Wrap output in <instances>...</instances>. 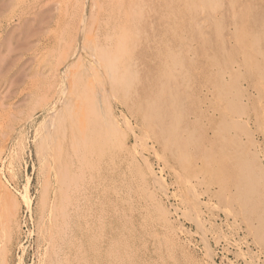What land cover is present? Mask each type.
Returning <instances> with one entry per match:
<instances>
[{
    "label": "rangeland",
    "instance_id": "obj_1",
    "mask_svg": "<svg viewBox=\"0 0 264 264\" xmlns=\"http://www.w3.org/2000/svg\"><path fill=\"white\" fill-rule=\"evenodd\" d=\"M157 1L0 0V264H230L168 167L264 228V0Z\"/></svg>",
    "mask_w": 264,
    "mask_h": 264
},
{
    "label": "bare ground",
    "instance_id": "obj_2",
    "mask_svg": "<svg viewBox=\"0 0 264 264\" xmlns=\"http://www.w3.org/2000/svg\"><path fill=\"white\" fill-rule=\"evenodd\" d=\"M107 1V0H106ZM110 1V0H109ZM159 1V0H158ZM157 1V2H158ZM201 1V0H200ZM210 1V0H209ZM218 1V0H217ZM156 2V3H157ZM170 2V1H169ZM174 2V1H173ZM199 2V1H198ZM219 2V1H218ZM216 4V3H215ZM143 5V4H141ZM171 5V4H170ZM201 5V4H200ZM211 5V4H210ZM214 5V4H213ZM202 6V5H201ZM230 6V5H229ZM158 7V5H157ZM162 7V6H161ZM200 7V6H199ZM203 7V6H202ZM218 6H215V9ZM248 7V6H247ZM164 8V7H163ZM208 8V7H207ZM219 8V7H218ZM255 8V7H254ZM152 9V7H151ZM212 9V8H211ZM229 9V8H228ZM109 10V9H108ZM159 9H157L158 12ZM210 10V9H209ZM214 10V9H213ZM212 10V11H213ZM210 11V12H212ZM245 11V10H244ZM249 11V10H248ZM206 12V11H205ZM215 12V11H214ZM250 12V11H249ZM247 13V12H246ZM212 14V13H211ZM146 15V14H145ZM158 15V14H157ZM240 15V14H239ZM247 15V14H246ZM231 16V15H230ZM233 16V15H232ZM231 16V17H232ZM235 16V15H234ZM233 16V17H234ZM263 16V15H262ZM247 17V16H246ZM123 18V17H122ZM147 18V17H146ZM245 18V17H244ZM161 19V18H159ZM233 19V18H232ZM156 20V19H155ZM160 21V20H158ZM157 21V22H158ZM263 21L264 20H260ZM213 22V20H212ZM150 23V22H149ZM260 23V22H259ZM232 24V23H231ZM157 25V24H156ZM260 25V24H259ZM149 26V25H148ZM100 27V26H99ZM98 28V27H96ZM259 28V27H258ZM250 30V29H249ZM262 30V29H261ZM150 31V30H149ZM157 31V30H156ZM233 31V30H232ZM32 32V31H31ZM250 32V31H249ZM248 32V33H249ZM98 33V32H97ZM257 33V32H256ZM152 34V33H151ZM234 34V33H233ZM262 34V33H259ZM28 35V34H27ZM240 35V34H239ZM254 36V35H252ZM258 37V35H257ZM263 37V35H262ZM233 38V37H232ZM241 38V37H239ZM18 39V38H17ZM102 39V38H101ZM158 39V37H157ZM161 39V38H159ZM25 40V38H24ZM154 40V39H153ZM152 40V41H153ZM156 40V39H155ZM240 40V39H239ZM17 41V40H16ZM158 41V40H156ZM262 41V40H261ZM253 43V42H252ZM108 45V43H106ZM151 44V43H150ZM160 44V43H159ZM237 44V43H236ZM16 45V44H15ZM238 45V44H237ZM20 47V46H18ZM167 48V47H166ZM152 49V48H151ZM155 51V50H154ZM108 52V51H106ZM188 54V53H187ZM94 57V56H93ZM96 58V57H95ZM262 58V57H261ZM99 60V59H98ZM96 62V61H95ZM170 62V61H169ZM236 67V66H235ZM250 71V70H249ZM228 78V77H227ZM161 80V79H160ZM102 85V84H101ZM159 85V84H158ZM103 87V86H102ZM105 88V86H104ZM176 89V88H175ZM103 90V89H102ZM169 92V91H168ZM156 96V95H155ZM171 96V95H170ZM162 97V96H161ZM230 99V98H229ZM172 100V99H171ZM226 100V99H225ZM159 101V100H158ZM212 114V113H211ZM181 116V115H180ZM177 117V116H176ZM175 119V118H174ZM159 122V121H158ZM176 122V121H175ZM177 123H179L177 121ZM176 126V125H175ZM172 131V130H171ZM217 132V131H216ZM171 136V135H170ZM260 139V138H259ZM141 142V141H140ZM146 145V144H145ZM145 145L143 147H145ZM160 145V144H159ZM256 145V144H255ZM177 146V145H176ZM142 147V146H141ZM148 147V146H147ZM147 147L143 148L147 153ZM151 147V145H150ZM153 147H151L152 149ZM139 149V148H138ZM143 149H139L140 151ZM149 151H154V149ZM138 152V155L141 152ZM235 152V151H234ZM79 153V152H78ZM150 153V152H149ZM166 153V152H165ZM203 153V152H202ZM186 154V153H184ZM183 154V155H184ZM141 160L143 156L140 154ZM187 156V155H186ZM201 156V155H200ZM237 156V155H236ZM179 157V156H178ZM190 159V158H189ZM203 160V159H202ZM201 160V161H202ZM146 161V160H145ZM210 161V160H209ZM188 162V161H187ZM204 163V161H203ZM189 165V164H188ZM215 165V164H214ZM187 166V165H186ZM166 168V167H165ZM149 169V168H148ZM168 171L172 173L176 180L178 189V208L175 212H180L183 216H189V222L194 227V235H196L204 249L214 244L223 257L233 256L234 261L230 264H264V228L260 226L262 219L260 214L253 213L250 205L254 204L251 201H246L242 197H228L230 188L227 184L217 186H207L204 191L198 192L197 189L201 185L200 182L191 177L178 173L173 168L168 167ZM167 170V169H166ZM148 171V170H147ZM151 172V171H150ZM152 173V172H151ZM216 176V175H215ZM247 184V183H246ZM65 186V185H64ZM198 186V187H197ZM261 188V187H260ZM236 194L238 186L234 187ZM241 189V188H240ZM159 190V189H158ZM162 190V189H161ZM176 190V189H175ZM242 190V189H241ZM160 191V190H159ZM158 191V192H159ZM232 191V190H231ZM160 193V192H159ZM161 193L167 196L165 190ZM174 193V192H173ZM66 194V193H65ZM176 194V195H177ZM232 194V193H231ZM235 194V195H236ZM225 197L226 199L222 198ZM250 195V194H249ZM163 197V196H162ZM169 197V196H168ZM66 198V197H65ZM224 199L225 202L220 199ZM242 198V199H241ZM65 200V199H64ZM231 200V201H230ZM219 202L220 204H214ZM222 202V203H221ZM249 202V203H247ZM67 204V203H66ZM68 205V204H67ZM256 206V205H253ZM67 208V207H66ZM257 208V207H256ZM254 208V209H256ZM49 210V209H48ZM75 211V209H74ZM258 212V211H257ZM50 214V213H49ZM181 215V216H182ZM62 216V213H61ZM259 216V218H258ZM63 218V217H62ZM258 218V219H257ZM164 221V220H163ZM166 221V220H165ZM49 224V223H48ZM65 224V223H64ZM42 227V226H41ZM61 228V227H60ZM65 228V227H64ZM49 229V228H48ZM57 230V229H56ZM181 230V229H180ZM48 231V230H47ZM55 231V230H54ZM170 231V229H169ZM184 231V230H183ZM62 232V231H61ZM60 232V233H61ZM182 232V231H181ZM180 232V233H181ZM186 232V231H185ZM64 236L66 235L65 232ZM184 233V232H183ZM55 234V233H54ZM62 234V233H61ZM188 234V232L186 233ZM190 234V233H189ZM50 236V235H49ZM60 236V235H59ZM192 236V235H191ZM189 237V236H188ZM61 238V237H60ZM65 238V237H64ZM63 238V239H64ZM50 239V238H49ZM191 239V238H189ZM48 240V239H47ZM46 248V245H45ZM54 249V248H52ZM60 249V248H59ZM203 249V250H204ZM206 250V249H205ZM210 252V251H209ZM60 253V251L58 252ZM59 255V254H58ZM214 255V254H213ZM54 257V255H52ZM47 258V262H51V257ZM63 258V257H62ZM207 258V257H206ZM222 258V257H221ZM58 259V258H57ZM227 259V258H226ZM54 260V259H53ZM208 264H215L214 258L208 257ZM229 260V259H228ZM60 261V260H59ZM227 261V260H226ZM54 262V261H53Z\"/></svg>",
    "mask_w": 264,
    "mask_h": 264
}]
</instances>
